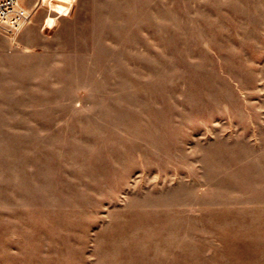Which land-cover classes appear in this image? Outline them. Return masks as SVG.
<instances>
[{
	"label": "rangeland",
	"instance_id": "374dc122",
	"mask_svg": "<svg viewBox=\"0 0 264 264\" xmlns=\"http://www.w3.org/2000/svg\"><path fill=\"white\" fill-rule=\"evenodd\" d=\"M43 2L0 32V264H264V0Z\"/></svg>",
	"mask_w": 264,
	"mask_h": 264
},
{
	"label": "built area",
	"instance_id": "2783aa9c",
	"mask_svg": "<svg viewBox=\"0 0 264 264\" xmlns=\"http://www.w3.org/2000/svg\"><path fill=\"white\" fill-rule=\"evenodd\" d=\"M33 11L26 9L20 0H0V32L13 35L32 21Z\"/></svg>",
	"mask_w": 264,
	"mask_h": 264
},
{
	"label": "crops",
	"instance_id": "0c3cea01",
	"mask_svg": "<svg viewBox=\"0 0 264 264\" xmlns=\"http://www.w3.org/2000/svg\"><path fill=\"white\" fill-rule=\"evenodd\" d=\"M44 0H20V3L22 4V6H24L26 9H28V10H30V11H33V14L35 13V12H37L38 11V9H40L41 8V6L43 5V2ZM28 27L29 26H27L25 29V31H24V33H26L27 32V30H28ZM1 34H3V33H1ZM3 35H6V34H3ZM6 36H8V35H6ZM4 56V52L2 53V52H0V58L1 57H3Z\"/></svg>",
	"mask_w": 264,
	"mask_h": 264
}]
</instances>
